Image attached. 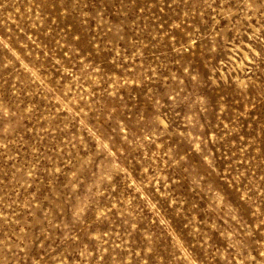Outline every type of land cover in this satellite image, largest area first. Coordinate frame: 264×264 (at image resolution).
<instances>
[{
	"label": "clouds",
	"instance_id": "clouds-1",
	"mask_svg": "<svg viewBox=\"0 0 264 264\" xmlns=\"http://www.w3.org/2000/svg\"><path fill=\"white\" fill-rule=\"evenodd\" d=\"M0 264H264V0H0Z\"/></svg>",
	"mask_w": 264,
	"mask_h": 264
}]
</instances>
